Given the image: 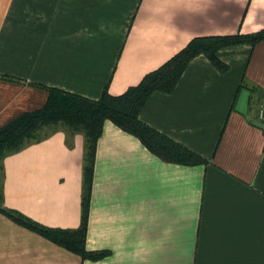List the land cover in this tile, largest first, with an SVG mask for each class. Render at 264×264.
<instances>
[{"label":"crops","instance_id":"0c3cea01","mask_svg":"<svg viewBox=\"0 0 264 264\" xmlns=\"http://www.w3.org/2000/svg\"><path fill=\"white\" fill-rule=\"evenodd\" d=\"M264 29V0H0V127L54 87L121 94L192 38ZM194 57L140 119L202 156L166 162L104 122L83 259L0 213V264H264V41ZM243 85V86H242ZM3 161V205L50 228L82 213L84 135L46 129Z\"/></svg>","mask_w":264,"mask_h":264},{"label":"trees","instance_id":"16d2710c","mask_svg":"<svg viewBox=\"0 0 264 264\" xmlns=\"http://www.w3.org/2000/svg\"><path fill=\"white\" fill-rule=\"evenodd\" d=\"M262 41L264 29L251 33L194 37L162 65L146 73L139 83L117 95L105 88L97 99L39 84L48 90L44 105L24 112L0 127V213L79 254L83 259L96 261L105 257L107 251H90L86 248L96 144L104 122L110 120L125 132L136 136L148 150L166 162L188 166L206 163L198 153L144 123L140 119V111L154 91L172 92L194 57L203 54L220 71H225L228 66L218 56L220 49L240 44L254 47ZM0 77L12 80L6 76ZM58 126L63 127L68 134L80 132L84 135L82 213L80 225L75 229L46 227L3 205V159L29 142L40 141L47 136L44 130L56 129Z\"/></svg>","mask_w":264,"mask_h":264},{"label":"built area","instance_id":"2783aa9c","mask_svg":"<svg viewBox=\"0 0 264 264\" xmlns=\"http://www.w3.org/2000/svg\"><path fill=\"white\" fill-rule=\"evenodd\" d=\"M259 120H260L261 124L264 126V108H261L259 110Z\"/></svg>","mask_w":264,"mask_h":264}]
</instances>
